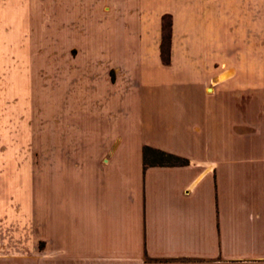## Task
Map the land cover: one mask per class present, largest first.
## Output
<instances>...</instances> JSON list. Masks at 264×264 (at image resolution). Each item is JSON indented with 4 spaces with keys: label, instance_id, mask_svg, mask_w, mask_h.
<instances>
[{
    "label": "crops",
    "instance_id": "obj_1",
    "mask_svg": "<svg viewBox=\"0 0 264 264\" xmlns=\"http://www.w3.org/2000/svg\"><path fill=\"white\" fill-rule=\"evenodd\" d=\"M30 1L62 2L0 0L5 261L264 264V0H66L69 11L62 16L32 11ZM52 26L54 33L67 27L69 43L57 46L44 37ZM90 28L103 37L100 60L92 58L97 46ZM41 69L69 82L64 108L70 118L106 115L113 123L117 99L146 88L158 119L167 123L166 141L127 143L97 126L88 128L91 138L78 156L75 144L55 154L64 135L56 138L53 154H40L37 177L36 229L43 246L21 247L14 257L13 243L23 239L13 226L28 225L29 81ZM176 79L201 89L167 90ZM93 147L105 150L94 153ZM144 147L186 164L144 165ZM19 150L26 151L20 171ZM47 182L54 198L46 203Z\"/></svg>",
    "mask_w": 264,
    "mask_h": 264
},
{
    "label": "rangeland",
    "instance_id": "obj_2",
    "mask_svg": "<svg viewBox=\"0 0 264 264\" xmlns=\"http://www.w3.org/2000/svg\"><path fill=\"white\" fill-rule=\"evenodd\" d=\"M30 5L32 11H35L34 9H40L41 11L45 10L46 13L50 12V10L61 12L59 13V16H62L66 11H69V1L66 0L51 5L48 3H41L40 5L39 2L30 1ZM67 20V16L66 18L63 17L61 20L62 24L67 23ZM91 29L93 28H90V30ZM56 30L54 33L53 26L49 27L46 29L49 33H44V37L54 39V41L57 42V46H64L67 42L69 43V29L65 26H58V29ZM39 36L38 33L35 35L36 38ZM70 39L74 40L72 37H70ZM90 40L95 46H97L96 50L92 51V58H98V60H100V44L103 40L102 34L97 32V29H93L90 31ZM50 53L51 51L46 48L44 51L46 59ZM40 60L42 61V59ZM47 70L48 69H41L39 72L40 75L37 71H34L35 75H33L31 77L32 80L29 81L27 147V171L29 182L28 225L22 227L19 223L18 225L13 226L12 231L14 232V235L22 237L23 239V242L17 240V242L13 243L14 257L20 254L21 247L37 249L42 248L43 246V243H41L37 237L36 229L37 177L43 165L42 156L40 158V154L45 152L50 155L53 154L54 150L55 154L59 151L65 154L71 144H75V146L72 147V149L75 150V153L78 156L84 155L86 151V146L84 144H86V140L90 137L87 134L88 130L90 128L95 129L97 126L100 128H107L110 137H112V135L120 136L128 141L127 143H133V141H141L142 143L157 141L160 143L166 141L167 123L158 119L157 112L155 111L154 99L153 97H150L152 94H150L146 88L142 86L139 88L137 87L136 90H131L129 94L126 95L125 99H117L111 107V111L113 115H115L114 120L112 119L113 123L109 122L110 119L106 115L104 116V119H100L101 117H94L91 119L86 114L79 113L70 118L67 113H65L66 108H64L68 103L70 95L69 82L60 79L58 80L59 72L55 75L50 73L51 69ZM167 84V90L181 94L201 89V84L195 81L188 82L176 79L167 82ZM99 92L103 95L106 92L105 87H100ZM173 100L177 101L176 99H171V102H173ZM169 110L170 114L173 115V110ZM113 115H111V118ZM63 135L64 139L61 141L59 139V147H57V149L54 148L53 150L56 138L63 137ZM92 137L95 138V136ZM131 148L134 150L135 147L132 145ZM93 149L94 153H100L101 149L105 150V147H93ZM25 152L26 151L24 150L23 152L19 150V155L22 153L24 154ZM20 156L19 159H21L15 163L18 166L19 171L21 166H23V170L26 167V162L21 161L24 156ZM154 161L156 160L152 155L146 154L147 164H153ZM45 164L48 169H51L53 164L51 158ZM48 183L49 182H47L44 187L45 190L41 193L43 197L42 201L46 203L50 200L53 201L54 198L53 188H50L51 186H49ZM50 215L53 219L52 211ZM1 223L2 222H0V264H10L8 261H5L6 259H4L3 256L5 229ZM14 264L20 263H15L14 258Z\"/></svg>",
    "mask_w": 264,
    "mask_h": 264
},
{
    "label": "trees",
    "instance_id": "obj_3",
    "mask_svg": "<svg viewBox=\"0 0 264 264\" xmlns=\"http://www.w3.org/2000/svg\"><path fill=\"white\" fill-rule=\"evenodd\" d=\"M146 154L152 155L156 161H154L153 164H147ZM142 155H143L144 165H148V166H176V165L186 164V161L184 159H181L179 157H176L174 155L162 151L151 149L149 147L143 148Z\"/></svg>",
    "mask_w": 264,
    "mask_h": 264
}]
</instances>
